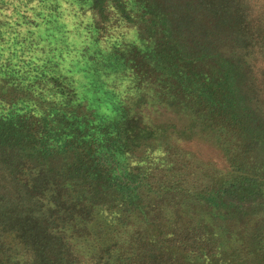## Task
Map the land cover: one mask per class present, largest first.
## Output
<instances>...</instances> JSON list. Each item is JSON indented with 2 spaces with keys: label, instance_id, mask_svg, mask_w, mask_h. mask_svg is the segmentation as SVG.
Listing matches in <instances>:
<instances>
[{
  "label": "trees",
  "instance_id": "obj_1",
  "mask_svg": "<svg viewBox=\"0 0 264 264\" xmlns=\"http://www.w3.org/2000/svg\"><path fill=\"white\" fill-rule=\"evenodd\" d=\"M4 3L0 264H264V0Z\"/></svg>",
  "mask_w": 264,
  "mask_h": 264
},
{
  "label": "rangeland",
  "instance_id": "obj_2",
  "mask_svg": "<svg viewBox=\"0 0 264 264\" xmlns=\"http://www.w3.org/2000/svg\"><path fill=\"white\" fill-rule=\"evenodd\" d=\"M1 1V0H0ZM10 1H14V3H10ZM7 3H4V8L7 10L9 13L11 9V5L15 4L16 0H6ZM18 9H23L21 4H18L17 6ZM6 17H9L10 14L5 15ZM3 16V18L5 17ZM17 16L12 15L10 20L16 19ZM200 141L193 142L190 144L191 147L197 149L199 153L207 159H214L216 161L221 162L222 158L217 150H215L213 147H211V144L209 142L203 141V139H199ZM196 151V150H195Z\"/></svg>",
  "mask_w": 264,
  "mask_h": 264
}]
</instances>
